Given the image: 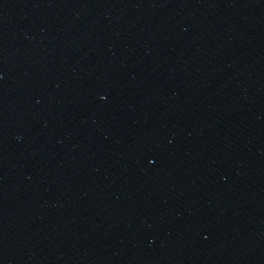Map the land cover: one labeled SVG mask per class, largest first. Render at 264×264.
<instances>
[{"label": "water", "instance_id": "obj_1", "mask_svg": "<svg viewBox=\"0 0 264 264\" xmlns=\"http://www.w3.org/2000/svg\"><path fill=\"white\" fill-rule=\"evenodd\" d=\"M0 264H264V0H0Z\"/></svg>", "mask_w": 264, "mask_h": 264}]
</instances>
